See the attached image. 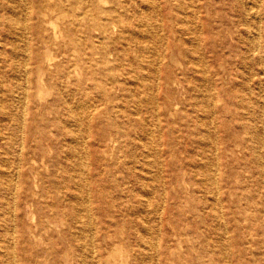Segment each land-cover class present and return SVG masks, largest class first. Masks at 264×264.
I'll list each match as a JSON object with an SVG mask.
<instances>
[{"label":"bare ground","instance_id":"bare-ground-1","mask_svg":"<svg viewBox=\"0 0 264 264\" xmlns=\"http://www.w3.org/2000/svg\"><path fill=\"white\" fill-rule=\"evenodd\" d=\"M263 84L264 0H0V264H264Z\"/></svg>","mask_w":264,"mask_h":264},{"label":"rangeland","instance_id":"rangeland-1","mask_svg":"<svg viewBox=\"0 0 264 264\" xmlns=\"http://www.w3.org/2000/svg\"><path fill=\"white\" fill-rule=\"evenodd\" d=\"M211 25H212V28H213V31L215 30V31H218L219 29H224V30H226V31H229L228 29L230 28V27H219L220 25H221V23H219V22H212L211 23ZM208 27H205L204 29H203V31H204V34H203V36H205V37H209L210 35H209V31H208V29H207ZM233 37H231L230 39H229V41H228V43H231L232 45L234 44V41H233V39H232ZM219 41V42H218ZM232 41V42H231ZM216 45H217V43L218 44H220L221 43V41L220 40H218V39H216L215 40V42H214ZM217 47H218V45H217ZM213 48V49H212ZM233 53V47L231 48V49H228V50H226L225 52H222L221 50H218L217 48H215V46L213 47H211V49H210V51L208 52V56H209V58H212L211 57V55H213V54H215L216 56H217V54H219V56L221 57V59H223V60H225L226 59V57L227 56H229V55H232V53ZM258 66V65H257ZM262 89V90H261ZM260 90V92L261 93H259V95H261V96H263L264 95V93L262 92L263 90H264V84H263V87L261 86V88L259 89ZM258 91V90H257ZM259 95H257V98H254V100H253V104L255 105V107H257V109L258 110H262L263 108H264V106L262 105V104H260L261 103V96H259ZM256 100V101H255ZM259 101V102H258ZM261 105V106H260ZM262 106H263V108H262ZM262 108V109H261ZM259 120V118H255L254 119V124L256 125L255 127H258V128H260L261 127V125L264 127V119H262V121H260ZM261 124V125H260ZM214 125L217 127L218 125L220 126V131H219V133L218 134H220L221 136L223 135V130L221 129V127L223 126H221V124H220V121H219V119L218 118H214ZM184 139V140H183ZM181 141H183L182 143H181ZM239 141V143H237ZM180 143H181V145L183 144L184 145V149H186V148H189L190 147V142H189V139H186V137H182L181 138V140H180ZM228 142H226V144H227ZM235 143L236 144H231L230 145V148L231 149H234V153L233 154H229V153H227V154H225L224 156H222V162H223V165L227 168V169H231V168H234L237 164H238V162H239V160L240 161H242L241 159H243L244 157H246L245 155H246V151H245V148H243L244 147V144H243V142H241V139L239 140V138H237L236 140H235ZM242 144V145H241ZM186 147V148H185ZM240 147H242V148H240ZM239 148V149H238ZM239 150V151H238ZM229 152H230V150H229ZM239 152V153H238ZM230 153H232V151L230 152ZM238 153V154H237ZM243 154V155H242ZM263 155H264V150H263ZM228 157V158H227ZM234 159V160H233ZM238 161V162H237ZM227 162H229V164L227 163ZM229 165H230V167H229ZM234 165V166H233ZM256 179H257V181H258V179H259V177H256ZM256 181V180H255ZM259 185V188H258V186H257V193L255 194L256 196V199L258 198L257 197V194H258V192H259V190L260 189H262V183H259L258 184Z\"/></svg>","mask_w":264,"mask_h":264}]
</instances>
